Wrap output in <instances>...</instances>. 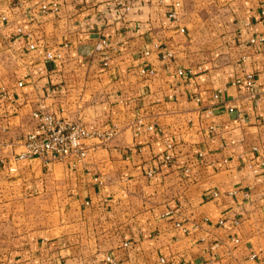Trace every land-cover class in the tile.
Here are the masks:
<instances>
[{
    "label": "crops",
    "instance_id": "1",
    "mask_svg": "<svg viewBox=\"0 0 264 264\" xmlns=\"http://www.w3.org/2000/svg\"><path fill=\"white\" fill-rule=\"evenodd\" d=\"M173 1L0 0V264H264V0ZM40 106L114 133L16 159Z\"/></svg>",
    "mask_w": 264,
    "mask_h": 264
},
{
    "label": "built area",
    "instance_id": "2",
    "mask_svg": "<svg viewBox=\"0 0 264 264\" xmlns=\"http://www.w3.org/2000/svg\"><path fill=\"white\" fill-rule=\"evenodd\" d=\"M18 1V0H17ZM120 10L128 11L131 7L133 0H111ZM180 5L179 0H174L172 8L168 12L169 18L176 17V8ZM43 9L46 7L43 5ZM264 14V11H262ZM20 31V28L17 29ZM103 44L106 41L103 40ZM30 48H33V44H29ZM54 55L47 53L46 57L52 58ZM172 56L171 51H166L162 54L163 58ZM106 64V60L104 62ZM140 72L145 74L146 72L152 73V68H141ZM178 74H182L183 70L178 69ZM244 83L251 91L253 89L252 74L246 73L244 76ZM217 94H214V98ZM195 99H199V95L195 94ZM231 110V108H230ZM62 109L60 110V112ZM212 109L209 110L211 112ZM32 117L35 121L32 128L27 132L23 144L24 150L18 153L15 158L23 159L31 156L38 157L45 165L54 161L63 159H72L73 161H79L87 154V145L84 140L89 136H97L100 138H109L114 131L109 130L106 133L99 131H90L86 125L80 119H69L62 115H56L54 112L45 110L44 106H40L32 111ZM169 158V155H166ZM107 264H118L117 261L111 256L105 257ZM161 262L163 259H160ZM184 264V263H181Z\"/></svg>",
    "mask_w": 264,
    "mask_h": 264
}]
</instances>
